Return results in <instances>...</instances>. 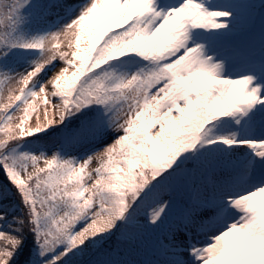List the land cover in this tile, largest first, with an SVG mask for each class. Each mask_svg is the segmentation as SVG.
Here are the masks:
<instances>
[{
    "label": "snow or ice",
    "instance_id": "snow-or-ice-1",
    "mask_svg": "<svg viewBox=\"0 0 264 264\" xmlns=\"http://www.w3.org/2000/svg\"><path fill=\"white\" fill-rule=\"evenodd\" d=\"M0 264H264V0H0Z\"/></svg>",
    "mask_w": 264,
    "mask_h": 264
},
{
    "label": "rangeland",
    "instance_id": "rangeland-1",
    "mask_svg": "<svg viewBox=\"0 0 264 264\" xmlns=\"http://www.w3.org/2000/svg\"><path fill=\"white\" fill-rule=\"evenodd\" d=\"M34 119H35V116H33L29 122L31 123Z\"/></svg>",
    "mask_w": 264,
    "mask_h": 264
}]
</instances>
